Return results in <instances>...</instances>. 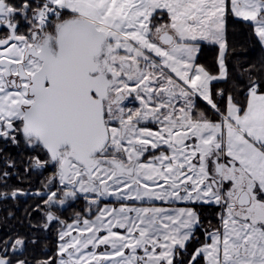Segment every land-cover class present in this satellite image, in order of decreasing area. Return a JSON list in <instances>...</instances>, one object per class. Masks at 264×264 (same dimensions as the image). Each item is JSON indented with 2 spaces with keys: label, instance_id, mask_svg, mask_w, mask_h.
<instances>
[{
  "label": "snow or ice",
  "instance_id": "6c2138e0",
  "mask_svg": "<svg viewBox=\"0 0 264 264\" xmlns=\"http://www.w3.org/2000/svg\"><path fill=\"white\" fill-rule=\"evenodd\" d=\"M230 21L264 52V0H0V201L55 234L0 264H264V56L231 71Z\"/></svg>",
  "mask_w": 264,
  "mask_h": 264
},
{
  "label": "flooded vegetation",
  "instance_id": "af4514ba",
  "mask_svg": "<svg viewBox=\"0 0 264 264\" xmlns=\"http://www.w3.org/2000/svg\"><path fill=\"white\" fill-rule=\"evenodd\" d=\"M11 154L19 162L22 155L17 154L16 150L9 149ZM7 154V153H6ZM14 175L8 180V188L22 187L34 192L41 187L40 181L44 179L43 176H38L33 173L31 176L23 172V165L18 168L19 178L15 175L17 169L11 170ZM47 175V173H45ZM39 198L34 196H22L19 199H6L0 201V241L7 239L9 236L15 238L16 236H24L29 241L24 250V254L20 258L28 257L31 259L33 256L39 258L44 252H48L49 248L55 246L54 229L52 231L37 230L29 227V217L27 212H31V223L35 224L40 219V214L34 212L33 209ZM74 207H78L74 206ZM72 209H69L65 215H69ZM11 213V215H9ZM37 239L39 242L32 244L31 241ZM50 255L51 252H48Z\"/></svg>",
  "mask_w": 264,
  "mask_h": 264
},
{
  "label": "trees",
  "instance_id": "16d2710c",
  "mask_svg": "<svg viewBox=\"0 0 264 264\" xmlns=\"http://www.w3.org/2000/svg\"><path fill=\"white\" fill-rule=\"evenodd\" d=\"M228 40L231 48H234L235 54L230 56L229 63L230 69L235 73L236 66L239 63L247 61L248 63H253L257 61L261 56H264V52L261 51L259 45L255 42L254 38H251L248 31L243 27L242 24L230 21L228 26ZM217 55V48L212 45L205 44L202 46V51L200 53V62L213 67L215 65V58ZM244 67H247V63H244ZM224 85H217V87H222ZM214 211L208 208L204 209L205 223L207 220L211 219L213 224L215 220L213 219L211 212Z\"/></svg>",
  "mask_w": 264,
  "mask_h": 264
}]
</instances>
